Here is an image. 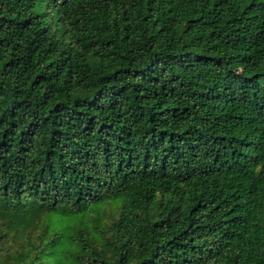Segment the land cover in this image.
Segmentation results:
<instances>
[{"label": "trees", "instance_id": "16d2710c", "mask_svg": "<svg viewBox=\"0 0 264 264\" xmlns=\"http://www.w3.org/2000/svg\"><path fill=\"white\" fill-rule=\"evenodd\" d=\"M0 264H264V0H0Z\"/></svg>", "mask_w": 264, "mask_h": 264}]
</instances>
